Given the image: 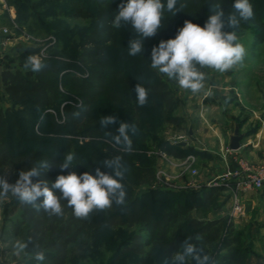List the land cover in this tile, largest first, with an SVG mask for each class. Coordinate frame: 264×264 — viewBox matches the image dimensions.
<instances>
[{
  "label": "rangeland",
  "instance_id": "obj_1",
  "mask_svg": "<svg viewBox=\"0 0 264 264\" xmlns=\"http://www.w3.org/2000/svg\"><path fill=\"white\" fill-rule=\"evenodd\" d=\"M73 1H82L84 12L92 17L110 2ZM164 2L166 4V0ZM216 3L221 4L225 13L233 11L234 0H178L177 7L180 4L186 7L175 16L165 10L159 33L145 40L144 53L136 56L128 55V43L135 35L131 25L115 30L116 40L107 47V58L130 78L150 83L165 82L176 99L172 116L179 119V125L166 124L162 119L161 102L154 95L149 94L148 103L143 107L138 106L135 93L125 90L120 95L115 92L116 101L112 103L104 97L98 98L88 109L90 115L99 121L112 115L119 121L137 125L139 131L132 136L133 151L129 154L118 151L105 132L89 135L78 132L73 126L65 127L63 106L71 104L78 107L82 102L72 90V85L87 81L89 76L90 66L80 61L79 54L81 44L92 30V17H73L70 4L64 0H0V26L11 29L10 41L5 46L0 45V72L20 70L27 78L33 79L36 73L24 69L25 59L30 54L42 55L47 69L57 71L44 78L58 88L63 98V103L55 109L38 110L29 102L14 103L0 82V111L8 124L9 140L13 146L26 150L42 149L61 156L70 151L78 163L91 166L92 170L104 159L116 155L123 157L129 169L123 181L127 191L126 204L123 207L114 204L106 211L96 212L97 220L112 214L124 217L126 208L134 201L149 208L155 217L169 211H186L200 221L221 222L220 242L205 245V251L214 257L217 264H264V190L243 194L245 215L233 218L230 193L224 192L223 187L204 185L196 188L194 180L210 179V171L202 169L200 174L193 176L196 160L189 161V156L182 160L170 159L165 150V142L177 145L190 142L193 138L188 127L198 126L204 119L219 124L236 121L248 122L253 127L264 125V0H250L254 17L249 21L242 20L236 29L238 42L247 51L243 64L224 73L203 69L207 79L201 93L194 95L180 88L176 81L169 80L150 66L153 46L161 40L175 38L185 20L203 26L213 14L212 6ZM209 90L211 95L206 94ZM182 118L186 119L187 127L180 125L184 124ZM54 124H58L61 131L54 129ZM105 130L115 133V126ZM200 130L197 139L202 143L195 142L199 147L205 144V128ZM182 131L184 133L178 137ZM134 165L147 171H140ZM184 179L188 181L186 184ZM207 189L214 192L200 195ZM18 214L15 197L0 199V247L2 261L6 264H30L26 254L18 256L13 251L16 240L24 241L25 230L19 235L12 230ZM139 233L138 227L86 230L70 247L66 264H138L145 260H148L147 264H164L170 256L151 246L145 247L142 255L123 253V248ZM142 235L147 236L146 233ZM190 264L194 262L190 261Z\"/></svg>",
  "mask_w": 264,
  "mask_h": 264
},
{
  "label": "clouds",
  "instance_id": "obj_2",
  "mask_svg": "<svg viewBox=\"0 0 264 264\" xmlns=\"http://www.w3.org/2000/svg\"><path fill=\"white\" fill-rule=\"evenodd\" d=\"M178 0H127L119 6L114 18L108 21L112 29H120L123 25H131L134 38L128 43V55L136 56L144 53L145 40L155 37L161 28L164 11L182 12L186 7ZM233 11L225 13L221 4L212 6L213 14L203 26L185 20L183 27L177 30L175 38L161 40L151 49V68L158 70L169 80L177 82L180 88L189 90L192 94L204 91L206 73L203 69H213L224 73L242 65L247 51L238 42L236 29L241 21H249L254 17L253 5L250 0H234ZM104 22L99 23L103 29ZM25 70L39 73L48 65L42 55L30 54L23 65ZM138 106L148 103L149 90L141 83L133 89ZM207 95H211L209 90ZM87 109L81 107L73 111L72 118L80 120ZM104 129L115 126V133L106 131L111 137V143L118 151L131 153L133 151L132 136L139 131L135 123L119 121L112 115L104 116L99 121ZM76 156L67 152L59 164L49 160H41L28 169L21 170L18 179L10 183L7 176H0V197L11 194L21 204L31 206L35 211L45 212L48 216L61 217L64 213V203L72 209L77 219H88L93 212L106 211L115 204L125 206L127 191L123 183L129 169L121 155L104 159L91 171L77 174L74 169ZM53 167L67 175H58L54 182L43 178V174ZM34 178H37L34 182ZM31 244V258L36 264H46V254L40 245L33 240H16L13 244L15 255L26 254ZM217 264L214 257L205 251L201 235L187 236L177 250L165 259L164 264Z\"/></svg>",
  "mask_w": 264,
  "mask_h": 264
},
{
  "label": "trees",
  "instance_id": "obj_3",
  "mask_svg": "<svg viewBox=\"0 0 264 264\" xmlns=\"http://www.w3.org/2000/svg\"><path fill=\"white\" fill-rule=\"evenodd\" d=\"M64 1L70 4L74 12L73 17H92L84 12L82 1ZM93 1L106 3L108 0ZM109 1L106 8L99 9L98 14L92 17V30L81 44L79 59L90 66L89 76L87 81H78L72 85V90L82 99V102L78 107L71 104L63 106L65 127L73 126L78 132L89 135L106 132L99 125V120L90 115L89 107L100 97L106 98L111 103L116 101L113 96L115 92H118L119 95L122 90L134 93L133 89L137 83L143 84L149 90L150 95L159 98L163 121L166 124L179 125V119L172 116L176 99L165 82L150 83L130 78L116 69L107 58V47L113 45L116 40V29L110 28L108 21L114 18L121 4L127 3V0ZM101 21L105 24L103 29L99 27ZM56 73L55 69L46 68L36 73L33 79H29L20 70H3L0 72V82L5 94L16 104L29 102L38 110L55 109L63 103V98L60 96L58 88L44 76ZM81 107L86 108L87 112L82 114L80 120H74L72 118L73 111H78ZM53 127L57 131H61L58 124H54ZM167 151L175 157H179L177 146ZM63 158L64 156L54 152L50 154L42 149L26 150L11 145L8 124L3 112L0 111V176H7L9 182L14 183L18 179L19 172L30 168L32 164L41 160L59 164ZM72 170L81 174L92 169L91 166L77 164L74 169L68 171ZM68 171L61 172L59 168L53 167L43 174V178L54 182L58 175H67ZM140 171L147 170L142 168ZM36 179L34 178V182ZM0 199H14V197L9 194L6 197H0ZM62 203H64L63 215L50 217L42 210L37 212L31 206L23 205L18 201L19 214L13 223L12 230L15 235L22 234L25 230L24 241L31 239L40 245L47 257L46 264H66L70 247L77 242L83 232L101 227H138L140 233L134 235L131 243L123 248V253L142 255L145 253V247L151 246L160 249L166 256H171V253L179 248L180 243L187 236L201 235L204 245L211 246L213 243L220 242L223 231L220 221H200L191 217L186 211L182 213L169 211L164 212L161 217H155L149 208L140 206L136 201L131 202V205L126 208L124 217L112 214L100 220L95 218L96 212H93L86 220L77 219L73 215L72 209L67 207L66 202ZM142 233H146L147 236H143ZM31 247L30 244L26 255L29 257L30 264H36L31 258ZM147 262L148 260H145L138 264H147ZM232 264L238 263L232 262Z\"/></svg>",
  "mask_w": 264,
  "mask_h": 264
},
{
  "label": "crops",
  "instance_id": "obj_4",
  "mask_svg": "<svg viewBox=\"0 0 264 264\" xmlns=\"http://www.w3.org/2000/svg\"><path fill=\"white\" fill-rule=\"evenodd\" d=\"M185 120V118H182V123H184L180 124L183 125L182 127L186 126ZM168 125L172 126L173 124ZM200 128H205V130L203 131L205 137L203 141H205V144L201 145V147L195 144V142L202 143L201 141H199V139H197V135L200 134L201 131ZM236 128L239 129V133L244 136V139L242 140L241 148L238 151H231L229 149L230 137L234 135ZM188 129L189 135L193 138L190 142L180 143L179 145H177L170 141L165 142L164 144L167 146V150H170L171 148L177 146V153L179 157H175L165 149L166 155H168L167 157H169L170 159L174 157L177 160H182L186 156L193 155L196 160V167L194 170L197 172V175L202 172V169L210 171V179L201 178L202 180H200L199 182L193 179L197 183L196 188L198 187L200 189L201 186L203 187L204 185H210L212 182H214V180L219 179L226 172V170L239 169L240 164H246L251 167H256L263 162L264 125L253 127L250 126L248 122L236 121L219 124L217 122L213 123L212 121L208 122L206 119H204L200 121V124L198 126H189ZM183 133V131L180 132V134H178V137H180ZM199 164L201 165V167H198ZM136 168L142 169V167L140 166ZM202 176L204 177V173L201 175V177ZM184 182L186 184L188 181L185 180ZM213 192L214 190L207 189L204 190V192H202L200 195H209ZM224 192L227 193L225 189Z\"/></svg>",
  "mask_w": 264,
  "mask_h": 264
},
{
  "label": "built area",
  "instance_id": "obj_5",
  "mask_svg": "<svg viewBox=\"0 0 264 264\" xmlns=\"http://www.w3.org/2000/svg\"><path fill=\"white\" fill-rule=\"evenodd\" d=\"M11 36V29L9 26H0V45L5 46ZM6 40V42H5ZM189 161H194L195 157L189 155ZM192 175L196 176L197 172L192 171ZM221 182H213L210 185L216 187H223L225 191L230 193V204L233 218H241L245 215V207L243 204V194L250 192H260L264 190V158L263 162L251 167L246 164H240L239 169L226 170V172L219 178Z\"/></svg>",
  "mask_w": 264,
  "mask_h": 264
},
{
  "label": "water",
  "instance_id": "obj_6",
  "mask_svg": "<svg viewBox=\"0 0 264 264\" xmlns=\"http://www.w3.org/2000/svg\"><path fill=\"white\" fill-rule=\"evenodd\" d=\"M244 136L239 133V129L236 128L234 135L230 137L229 149L231 151H238L241 148V142ZM0 264H6L2 261V248L0 247Z\"/></svg>",
  "mask_w": 264,
  "mask_h": 264
}]
</instances>
